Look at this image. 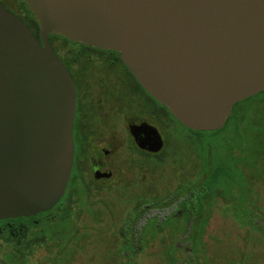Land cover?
<instances>
[{
  "label": "water",
  "instance_id": "water-1",
  "mask_svg": "<svg viewBox=\"0 0 264 264\" xmlns=\"http://www.w3.org/2000/svg\"><path fill=\"white\" fill-rule=\"evenodd\" d=\"M24 1L42 44L0 3V220L52 210L71 176L76 88L50 35L119 53L193 131L264 92V0Z\"/></svg>",
  "mask_w": 264,
  "mask_h": 264
},
{
  "label": "trees",
  "instance_id": "trees-1",
  "mask_svg": "<svg viewBox=\"0 0 264 264\" xmlns=\"http://www.w3.org/2000/svg\"><path fill=\"white\" fill-rule=\"evenodd\" d=\"M23 4L38 28V22L24 1ZM51 43L59 53L60 49L66 52V60L75 53L68 43L90 47L55 34ZM186 129L193 134H213L217 138L191 141L188 154L179 152V158L176 148L170 150H173L172 156L170 151L158 155L159 167L165 166L170 156L174 162L181 161L184 154L189 157L186 162L191 161V166L185 170L183 160L179 163L183 164L180 169L183 175L163 192L156 193L155 204L131 215L135 204L145 205L150 201L149 196L143 194L132 198L125 216L113 222L104 235L78 226L76 208H81L85 202L83 196L76 200L75 194L36 216L0 220V264H77L79 259L83 264L92 262L88 253L91 233L92 237L100 238L98 245H104L101 256L105 264H147L144 260L152 257L157 264H187L186 250L178 245L180 237L186 233L195 264H232L228 251L220 256L217 241H213V246L207 241L212 235L208 228L216 214L240 220L238 227L245 237V242L240 239L241 242L253 244L245 253L237 250L236 262L248 261L255 250L264 252V225H256L248 217L264 208V92L237 103L220 130ZM189 194L195 200L194 216L191 218L189 211L184 210L168 216L161 224L148 221L139 228L135 249L137 222L144 211L163 209ZM154 245L157 251L149 253ZM213 247L218 252H211Z\"/></svg>",
  "mask_w": 264,
  "mask_h": 264
},
{
  "label": "flooded vegetation",
  "instance_id": "flooded-vegetation-1",
  "mask_svg": "<svg viewBox=\"0 0 264 264\" xmlns=\"http://www.w3.org/2000/svg\"><path fill=\"white\" fill-rule=\"evenodd\" d=\"M23 1L0 0V3L19 17L42 44L40 27L31 19ZM51 38L52 35L50 45L68 69L77 95L74 161L63 198L75 194L78 200L83 196L87 206L98 193L123 194L125 188H129L126 176H132L134 180L129 186H134L139 184L137 178L149 175L145 190L141 192V189L138 195H148L150 201L140 209L155 204L153 184L157 157L172 149L174 123L186 127L140 85L119 53L78 47L66 60L55 49ZM157 135L163 143L159 152L152 149ZM151 183L153 186L149 185Z\"/></svg>",
  "mask_w": 264,
  "mask_h": 264
},
{
  "label": "rangeland",
  "instance_id": "rangeland-1",
  "mask_svg": "<svg viewBox=\"0 0 264 264\" xmlns=\"http://www.w3.org/2000/svg\"><path fill=\"white\" fill-rule=\"evenodd\" d=\"M67 45L72 49L78 48L76 44L74 45L72 43H68ZM60 54L62 56H65L66 52L60 49ZM172 137H174L171 140V147L173 148V150L176 148L177 153L183 152L187 154L189 151L188 148L192 146V144H190L191 141H194L198 138H205L208 141H212L213 139L217 138V136L213 134H208L207 136L193 134L192 132L188 131L186 128L182 127L176 122L173 125ZM172 151H170L171 156L173 155ZM180 153L178 155V158L181 156ZM185 155L186 154L182 156L183 158L181 157V161L183 160V163H185L184 166H182L183 164H179L181 161H172V157L170 156L165 166L156 167L154 174L155 183L153 184L155 185L154 191L156 193L163 192L166 187H168V185L170 186L177 180V178H180L183 175L182 171L180 170L182 169V167H184L185 170H188V168H190L191 161L186 162L189 157H185ZM142 177L136 179H139V184L129 186L131 184V181H133L134 179H132V176L128 175L126 176L125 182L129 188H125L123 194L98 193L91 200V202L88 201L87 206L83 205L81 208H76L79 213L78 226L80 228L86 226L89 229L94 230V232H98L104 235L113 222H116L125 216V213L130 207L128 201H130L136 195L145 190L143 189L144 187H146L145 180H149L150 177L149 175L146 177ZM149 185H152V183ZM142 207L143 203L141 202L135 204V206L131 210V215L133 212L141 210L140 208ZM184 210L189 211V213L191 214V218L194 216L195 200L193 198V195H186L185 197H182V199H180L177 203H174L170 206H166L163 209L153 208L151 210L144 211L145 213L143 217L139 220L136 227L134 248L136 249L137 247L139 236L138 231L140 227L145 225L150 220H153L157 224H161L162 221L165 220L168 216H171L173 213L180 214ZM248 217L252 219L256 225H264V208L259 213H255L254 215H248ZM191 223L192 219L188 224V228L190 227ZM239 224L240 220L238 219H232L224 217L221 214H216L213 217L211 224L208 228V231L212 234L210 237H207L209 245L213 246L212 243L216 240L217 245L219 247V255L222 256L223 252L227 253L228 251V254L230 255L231 259H233L232 264H264V252L261 253V251L258 250H255L253 257L251 259H248V261L240 262L239 260L241 259L238 260L239 262L235 261L237 259V250H239L241 253H245L253 246V244L250 242L246 245L241 242L240 239H243V241L245 242V237L243 235V230L239 229L238 227ZM187 237L188 233H186V235L181 236L178 245L186 250V263L195 264L190 249V243L187 240ZM98 240H100V238L94 236L92 237L91 233V237L88 240V248H90L88 253H90L89 256L92 262H90L89 260V262H86V264H105L101 256L103 254L104 245H98ZM156 251V245H154L153 248L149 250V253H155ZM211 252L216 253L218 251H216V247H213ZM129 254L130 252H128V255ZM145 260L144 263L146 262L147 264H157L155 257ZM77 264H83V261L79 259Z\"/></svg>",
  "mask_w": 264,
  "mask_h": 264
}]
</instances>
